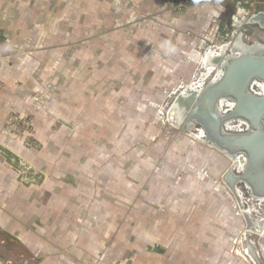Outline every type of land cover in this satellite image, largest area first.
<instances>
[{
  "label": "rangeland",
  "instance_id": "374dc122",
  "mask_svg": "<svg viewBox=\"0 0 264 264\" xmlns=\"http://www.w3.org/2000/svg\"><path fill=\"white\" fill-rule=\"evenodd\" d=\"M236 1L175 11L164 0H0V101L20 97L0 108V142L39 150L33 166L53 182H101L117 197V229L145 237V257H163L148 258L154 264H264V231L245 235L238 200L223 187L231 160L167 114L180 85L205 73L206 50L230 35ZM165 40L174 54L161 49ZM239 186L253 218L264 217V202ZM23 246L0 232L5 260L34 264Z\"/></svg>",
  "mask_w": 264,
  "mask_h": 264
},
{
  "label": "crops",
  "instance_id": "0c3cea01",
  "mask_svg": "<svg viewBox=\"0 0 264 264\" xmlns=\"http://www.w3.org/2000/svg\"><path fill=\"white\" fill-rule=\"evenodd\" d=\"M29 90L14 89L11 94H28ZM8 99H5L7 105L10 104L8 108L13 110L20 97L12 103ZM5 100L0 101L3 111L7 106ZM61 123L69 130L75 127L63 119ZM11 147L22 157H28L32 165L35 164L32 159L41 157L39 150L33 147H24L21 143ZM43 170L46 174L43 182L25 184L18 179L20 171L16 173V169L0 157V231L26 247L23 246L31 255L29 261L33 259L34 264H113L120 260V263L145 264L151 258L152 261L163 260L161 255L145 257V237L135 241L137 232L133 229L122 226L125 233L117 229V197L104 191L106 187L103 189L101 182L92 184L75 178L72 182L64 176L72 174L70 167L63 168L61 182H53ZM106 194L110 195L108 199ZM0 264L14 263L0 255Z\"/></svg>",
  "mask_w": 264,
  "mask_h": 264
},
{
  "label": "water",
  "instance_id": "95a60500",
  "mask_svg": "<svg viewBox=\"0 0 264 264\" xmlns=\"http://www.w3.org/2000/svg\"><path fill=\"white\" fill-rule=\"evenodd\" d=\"M249 21L264 27V9L252 14ZM231 47L232 53L229 55H208V51L205 52L206 63L217 65L221 69L220 76L203 88L179 91L167 114L170 123L185 133L191 134L193 129L202 128L204 134L199 139L229 157L232 165L221 178L241 206L238 191L235 192L241 183L250 187L248 194L251 197L264 198V94L250 89L256 80L264 83V45L245 43L240 32ZM224 100L234 102L228 112L221 108ZM235 120L246 121L248 129L227 130L225 124ZM0 155L20 171L18 179L21 182L30 185L45 179L46 174L42 170L26 162L18 152L1 142ZM240 160L244 166L237 173L235 168ZM243 213L246 226L250 229L254 223L249 214ZM257 222L264 226V220Z\"/></svg>",
  "mask_w": 264,
  "mask_h": 264
},
{
  "label": "built area",
  "instance_id": "2783aa9c",
  "mask_svg": "<svg viewBox=\"0 0 264 264\" xmlns=\"http://www.w3.org/2000/svg\"><path fill=\"white\" fill-rule=\"evenodd\" d=\"M164 1H165V4L168 6V8H170L171 10L182 11V10H186L191 7H200L199 5L201 3L203 2L208 3L209 1H213V0H164ZM219 1L221 3L223 0H219ZM235 8H236V14L234 15L235 23H233L234 28L232 29L230 35L227 38H225V40H223V42L220 45L218 44V45L213 46V48L216 49L217 52L220 54H222L221 53L222 48H225L224 55H229L232 53L231 44L238 37L240 32H242V39L245 43L247 44L259 43V44L264 45V27L260 26L257 23H253L249 21L252 14L257 13L258 11L264 9V0H237ZM241 13L243 14V16H240ZM216 27L217 28H212L214 29L213 30L214 32L212 34V37L214 39L216 38V35L220 34L219 27L218 26ZM235 53H238V51H236ZM217 72L218 71L216 72L212 71L211 73H214V74L209 75L207 77L208 79H205L202 73L198 77L196 76L195 78L193 77V81L194 79L197 78L196 80H198V84H199V81H201L200 83L201 86L199 88H203L209 81L216 79L215 76H217L218 74ZM259 82H257V80L254 81L251 84L250 89L257 94H264V83L262 82L263 85H260ZM233 106H234V102L231 100H224L221 102V108L224 112L230 111L233 108ZM248 127H249L248 123L242 120H235L233 122H227L225 124V128L231 131H246ZM241 163L242 162L240 160L239 165L235 168V171L237 173H240L242 171L243 167ZM231 165H232V161L230 163V166ZM223 187L227 188V185L223 183ZM243 193L245 195V191ZM254 218L257 219L258 215H256V217L254 216ZM113 264H133V263L132 261H128L125 263H113Z\"/></svg>",
  "mask_w": 264,
  "mask_h": 264
},
{
  "label": "bare ground",
  "instance_id": "6f19581e",
  "mask_svg": "<svg viewBox=\"0 0 264 264\" xmlns=\"http://www.w3.org/2000/svg\"><path fill=\"white\" fill-rule=\"evenodd\" d=\"M207 51V50H206ZM221 53H225V48H222L221 49ZM206 54H208V55H210V54H214V55H220V53H218L217 52V50L216 49H214L213 47H211L209 50H208V52H206ZM206 54L204 55V57H203V61H202V63H203V69H204V72L205 73H203V76L205 77V79H207V77L209 76V75H213L214 73H211L212 71H218L217 73V76H215V78L217 79L219 76H220V74H221V69L217 66V65H209L208 63H206ZM219 75V76H218ZM196 80V79H195ZM191 81V84L189 85V86H186L185 84L184 85H180V87H182L181 89H182V91H184V90H186V89H200L199 87L201 86L200 85V83H201V81H199V84H198V80H196V81ZM257 82H259V81H257ZM259 84L260 85H263V83L260 81L259 82ZM163 112V111H162ZM229 122H233V121H229ZM197 132H199L198 134H196V136H197V138H199V137H202V135L204 134V130L202 129V128H197ZM242 163H241V165H242V167L244 166V162L243 161H241ZM220 171V170H219ZM242 185H243V187L245 188V189H250V187L248 186V185H246V184H244V183H241ZM238 191V192H237ZM235 192H237V196H238V199L240 200V203H241V206H242V208H243V211L244 212H246L247 214H249V216L251 217V220L253 221V225L251 226V228L250 229H248L247 228V226H245V229H244V231H245V235H248V233H258V234H262L263 233V231H264V226H261V223L260 222H257V221H263L264 220V217H262V218H258V219H255V218H253V213H254V211H256V208H255V205H247L246 203H245V201L243 200V198H244V193H243V190L240 188V186L239 185H237V187L235 188ZM242 199V200H241ZM252 199L254 200V201H256L255 203H261V202H264V198H253L252 197ZM254 203V204H255ZM238 205H239V214L243 217V219H244V221H245V218H244V213H243V211H242V208H241V206H240V204H239V202H238ZM248 239V238H247ZM237 253H240L243 257H244V259H247V255L244 253V251L242 250L241 251V249H238L237 250ZM252 256H251V258L252 259H254L255 260V254H254V252L252 251ZM257 261V260H256Z\"/></svg>",
  "mask_w": 264,
  "mask_h": 264
},
{
  "label": "clouds",
  "instance_id": "9594fccd",
  "mask_svg": "<svg viewBox=\"0 0 264 264\" xmlns=\"http://www.w3.org/2000/svg\"><path fill=\"white\" fill-rule=\"evenodd\" d=\"M166 55L174 54L177 51L176 46L169 40H165L160 45Z\"/></svg>",
  "mask_w": 264,
  "mask_h": 264
},
{
  "label": "flooded vegetation",
  "instance_id": "af4514ba",
  "mask_svg": "<svg viewBox=\"0 0 264 264\" xmlns=\"http://www.w3.org/2000/svg\"><path fill=\"white\" fill-rule=\"evenodd\" d=\"M1 233H2V235H4L5 237H6V239L9 241V242H11V241H14V239H13V237H11L9 234H6L5 232H2V231H0ZM17 242V241H16ZM15 243V242H14ZM18 244V243H17ZM16 252V253H15ZM14 252V255H16L17 253L19 254V255H23V251L22 250H17L16 249V251Z\"/></svg>",
  "mask_w": 264,
  "mask_h": 264
}]
</instances>
